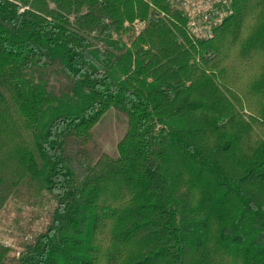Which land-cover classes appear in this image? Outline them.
Masks as SVG:
<instances>
[{"label": "trees", "instance_id": "1", "mask_svg": "<svg viewBox=\"0 0 264 264\" xmlns=\"http://www.w3.org/2000/svg\"><path fill=\"white\" fill-rule=\"evenodd\" d=\"M152 3L0 0V217L40 208L0 264H264V0L209 37Z\"/></svg>", "mask_w": 264, "mask_h": 264}, {"label": "rangeland", "instance_id": "2", "mask_svg": "<svg viewBox=\"0 0 264 264\" xmlns=\"http://www.w3.org/2000/svg\"><path fill=\"white\" fill-rule=\"evenodd\" d=\"M136 25L139 28L142 26L140 22ZM46 77H50L49 81H54L57 76L53 73H49L46 74ZM128 127L127 115L115 107L109 108L94 126L91 140L93 136V140L96 143L95 145L103 156L109 155L112 157L111 160L115 159L119 153L118 143L124 139ZM16 160L17 158L14 157V160L11 161V166L13 168L17 166ZM113 164H115V161H113ZM31 211L40 213V208H33L32 205H23L21 207L15 206V210L11 208V211H5L0 217V241L17 249L22 239L16 234L17 232L15 233L13 230L14 224H12V222L15 223L14 218L19 215L23 218L30 215Z\"/></svg>", "mask_w": 264, "mask_h": 264}, {"label": "built area", "instance_id": "3", "mask_svg": "<svg viewBox=\"0 0 264 264\" xmlns=\"http://www.w3.org/2000/svg\"><path fill=\"white\" fill-rule=\"evenodd\" d=\"M149 1L154 6L152 0ZM183 8L187 15L186 28L197 37H209L216 26L222 23L228 13L231 0H164Z\"/></svg>", "mask_w": 264, "mask_h": 264}]
</instances>
